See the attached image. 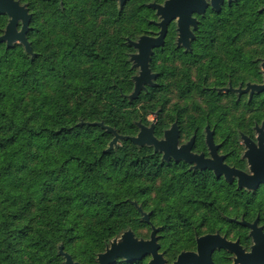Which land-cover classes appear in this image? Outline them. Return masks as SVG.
I'll return each instance as SVG.
<instances>
[{"label":"trees","instance_id":"trees-1","mask_svg":"<svg viewBox=\"0 0 264 264\" xmlns=\"http://www.w3.org/2000/svg\"><path fill=\"white\" fill-rule=\"evenodd\" d=\"M149 1L19 0L31 15V53L0 42V264H62L59 246L93 264L114 237L151 226L171 262L196 235L224 229L213 192L227 186L151 145L119 139L108 149L114 132L135 136L154 112V136L176 121L180 142L202 118L191 116L183 85L172 101L169 75L129 97L125 41L149 33L152 11H132ZM7 21L0 14V34ZM158 54L168 74V53Z\"/></svg>","mask_w":264,"mask_h":264},{"label":"flooded vegetation","instance_id":"flooded-vegetation-1","mask_svg":"<svg viewBox=\"0 0 264 264\" xmlns=\"http://www.w3.org/2000/svg\"><path fill=\"white\" fill-rule=\"evenodd\" d=\"M127 2L115 0L114 3L123 9ZM165 3L172 16L163 44L151 48L148 67L155 76L144 84V89L162 85L167 75L174 90L184 86L179 92L191 102V116L202 118L200 123L188 126L189 137L184 143L179 142L178 130V146L193 139L190 152L213 161L215 168L196 167L195 161L187 164L192 171L204 172L221 188L231 189L213 192L218 197L217 207L224 228L223 232L216 233L231 242L237 241L240 248L249 252L254 243L251 225L260 228L264 236V0L139 3L145 6L132 11L151 10L154 21L150 20L149 33L125 41L133 80L140 73V66L134 65L133 58L139 48L133 43H140L143 36L155 38L159 34L162 17L156 5ZM88 4L90 0H83V6ZM157 51L168 53L171 60L168 74L159 66L163 57ZM156 119L157 115L155 122ZM158 152L162 158V152ZM231 232L233 238L229 237ZM201 235L195 237V245L190 250H196V238ZM157 242L158 252L162 254L158 237ZM98 254L93 257V264H99ZM235 258V253L226 248L216 249L212 254L213 264H233ZM150 259L151 255H146L141 260L148 264ZM120 261L127 260L119 258L113 264Z\"/></svg>","mask_w":264,"mask_h":264},{"label":"water","instance_id":"water-1","mask_svg":"<svg viewBox=\"0 0 264 264\" xmlns=\"http://www.w3.org/2000/svg\"><path fill=\"white\" fill-rule=\"evenodd\" d=\"M123 1L121 0V2ZM156 8L157 13L162 17L159 22V34L155 38L143 36L140 43H133L139 48V53L134 55L133 58L135 60L134 65L140 66V73L134 77L135 85L129 95L130 98L136 97L144 89V84L155 76V74L150 73L148 67L149 54L152 47L163 44L162 40L172 16L168 13V3L156 5ZM0 14L8 17L4 31L0 34V42H5L7 47L14 42L21 43L26 51L31 53V47L26 39L31 15L26 6L21 5L18 0H0ZM18 23L21 24L20 29L17 28ZM181 23L184 24L183 21ZM181 38L183 41L185 40L184 37ZM154 124L155 121L150 126L138 123L139 131L135 136H121L114 132L115 135L109 142L108 149L116 145L119 139H128L139 146L152 145L155 151L162 152V158L165 160L172 158L174 161L182 160L186 163L195 161L196 167L204 168L209 166L215 168L213 161L204 159L202 154L195 155L190 152L193 139L186 144L178 146L179 131L176 122L169 129L164 130L163 138L154 136ZM108 130L111 129L108 128ZM216 173L218 175L220 171L217 170ZM134 205H136V202H134ZM138 210L147 221L149 213L143 212L139 206ZM151 228L150 236L147 239L135 237L131 230L124 231L119 240L116 238L111 239L105 250L98 254L99 264H113L119 258L127 261L141 260L146 255H151L148 264H213L212 254L219 248H226L235 253L236 258L233 264H264V236L261 229L253 224L251 225V234L253 235L254 243L251 245L252 249L249 252H245L240 248L237 241L231 242L221 234H205L196 238V250L180 252L172 263H167L163 254L158 252L157 228L154 226ZM58 253L63 255L65 264H80L73 261L72 257L64 252L62 246H59Z\"/></svg>","mask_w":264,"mask_h":264},{"label":"rangeland","instance_id":"rangeland-1","mask_svg":"<svg viewBox=\"0 0 264 264\" xmlns=\"http://www.w3.org/2000/svg\"><path fill=\"white\" fill-rule=\"evenodd\" d=\"M24 5V4H23ZM119 5H120V3H119ZM121 6V5H120ZM152 21H154V15H153V18L151 19V22ZM8 22V21H7ZM133 24H129V28L130 29H133ZM141 37V36H140ZM140 37H138V39H140ZM137 38V37H136ZM126 39H129L128 37H126ZM171 60H170V58H169V61L168 62H170ZM169 80V79H168ZM165 82V81H164ZM172 83V82H171ZM172 89H173V91L171 92V94H170V96H171V98H172V101H174L175 100V96L177 97V95H178V92L177 91H175L174 90V86H173V84H172ZM185 102H187L188 103V106H189V112H190V109L192 108V105H191V102H189V100L188 99H185ZM155 113V112H154ZM154 113H152V114H150V115H148V117H147V120H149V122H151V123H153L154 122V120H155V116L157 115H154ZM213 119H215V118H213ZM174 122H176V121H173L167 128H165L164 130H166V129H169L170 128V126L174 123ZM150 123V124H151ZM150 124L148 125V126H150ZM163 130V131H164ZM164 137V132H163V135H162V137L161 138H163ZM189 137V136H188ZM188 137H187V139H188ZM159 138V137H158ZM187 139H184L183 138V140L180 142V138H179V142L180 143H184V142H186L187 141ZM145 213H147V212H145ZM156 228V227H155ZM224 231V229L222 230V231H220V232H223ZM142 235H138V236H136L135 234V237H137V238H139V239H146V238H148V236L150 235V233H151V230L147 233V230L146 229H142V230H140L139 231ZM216 232H219V231H215V232H213V233H216ZM122 234V233H121ZM121 234L119 235V236H116V237H114V238H116V239H120L121 238ZM204 234H206V233H203V235ZM233 232H231L230 234H229V237H232L233 238ZM156 236L159 238V234H158V230H157V233H156ZM197 236V235H196ZM108 246V245H107ZM106 246V247H107ZM105 247V248H106ZM105 248H104V250H105ZM104 250H102V252L104 251ZM64 252H66V251H64ZM101 252V251H100ZM99 252V253H100ZM66 253H68V252H66ZM69 254V253H68ZM162 254H163V256H164V252L162 251ZM70 255V254H69ZM164 258L166 259V262L167 263H172L174 260H172L171 262H168V260H167V258L164 256ZM63 260V259H62ZM76 262H78V261H76ZM80 263V262H79ZM62 264H65V263H62ZM80 264H82V263H80Z\"/></svg>","mask_w":264,"mask_h":264}]
</instances>
